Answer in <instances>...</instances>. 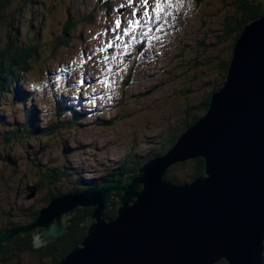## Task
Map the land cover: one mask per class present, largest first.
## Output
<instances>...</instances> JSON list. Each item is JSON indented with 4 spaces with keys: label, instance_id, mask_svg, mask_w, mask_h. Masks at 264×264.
I'll return each mask as SVG.
<instances>
[{
    "label": "rangeland",
    "instance_id": "374dc122",
    "mask_svg": "<svg viewBox=\"0 0 264 264\" xmlns=\"http://www.w3.org/2000/svg\"><path fill=\"white\" fill-rule=\"evenodd\" d=\"M240 3L18 0L7 9L0 21V61L1 51L10 45L40 48L31 71L17 74L0 96V231L33 223L32 212L47 206L50 193H67L78 179L100 182L129 155L139 162L154 158L172 136L182 133L189 111H194L191 117H204L198 106L224 78L216 57L233 60L235 36L229 31L232 19L240 16ZM157 8L162 16L149 28L152 32L121 49L120 42L133 33L134 15ZM83 18L92 24L80 22L64 37L67 46L53 53L68 21ZM16 87L27 94L24 104L15 101ZM55 96L64 97L82 120L29 140L25 134H7L17 129L15 123L27 130L26 110L32 106L39 113L38 129L48 121L58 125ZM175 165L165 177H187L190 166ZM57 168L66 177L55 186L47 175ZM111 197L120 208L118 196ZM20 264L39 263L25 255Z\"/></svg>",
    "mask_w": 264,
    "mask_h": 264
},
{
    "label": "water",
    "instance_id": "95a60500",
    "mask_svg": "<svg viewBox=\"0 0 264 264\" xmlns=\"http://www.w3.org/2000/svg\"><path fill=\"white\" fill-rule=\"evenodd\" d=\"M200 158L203 177L167 181L170 166ZM118 193L111 220L106 212ZM49 204L35 223L0 233V263L17 234L41 230V247L63 236L77 211L95 206L87 236L58 264H263L264 15L236 40L226 81L205 116L164 156L123 181L57 195Z\"/></svg>",
    "mask_w": 264,
    "mask_h": 264
},
{
    "label": "trees",
    "instance_id": "16d2710c",
    "mask_svg": "<svg viewBox=\"0 0 264 264\" xmlns=\"http://www.w3.org/2000/svg\"><path fill=\"white\" fill-rule=\"evenodd\" d=\"M18 0H0V21H2L4 12L11 8L15 2ZM41 0H30V3L32 2H39ZM240 16H237L236 18L232 19V26L230 29V35L235 36L233 37L236 41L246 24L249 22H252L253 20H256L264 15V0H241L240 8H238ZM91 18V17H89ZM89 18H83L84 20H70L68 21L67 25L68 27L65 29L64 34L59 37V39L54 43L53 53L56 52L58 49L62 47H66L68 42L64 39V37L68 36V32L72 31L74 28H76L80 22L87 21L90 22ZM77 24V25H76ZM66 25V26H67ZM229 28V27H228ZM226 28V31L227 29ZM75 30V29H74ZM73 30V31H74ZM13 44V43H11ZM29 44V43H28ZM10 45L7 47L6 50L1 51V61H0V96L5 94V91L8 87L14 84L16 82L17 74L27 73L31 71V62H36L39 57V46L37 45ZM216 59L219 61V70L224 73V78H222V83L219 85V87L215 88V90H212V92L209 94L207 99L203 101V103L198 106L197 111L203 112L205 114L210 105L211 96L213 93L217 92L224 84L226 80V76L229 70V65L231 60H221L220 57H216ZM31 101V100H30ZM55 102H56V115L58 119L60 120V123L58 125L51 124L50 121L47 122L46 126L43 127V129H38L37 126V120L38 116L35 113V106L34 108L27 109L26 110V125L27 130L25 126L20 125V123H15L18 125L16 130H13L11 132H7V134H10L12 138H17L13 134L14 133H20L25 134V138L32 139L35 136H47L49 132H52L54 134L56 130L59 127L63 126H73L76 123V118H71V111L68 106H66V103L62 99V97L55 96ZM25 101L22 102L24 104ZM196 111V112H197ZM190 115L188 119L184 122L183 125V132H185L186 128L194 125L197 120L199 119L198 115H194V117H191L192 112L189 111ZM73 114V113H72ZM1 122V120H0ZM12 126V124H11ZM47 127V128H46ZM43 132V133H41ZM174 135L171 137L170 142L167 145H163L162 148L155 153V157L163 156L167 153V151L174 146L177 139L182 134ZM133 155H129L128 158L121 163L118 164L119 167L116 168L115 172L109 173L107 178L113 179V181H121L129 174L136 173L149 159L146 157L144 160L139 162V160H136V158L132 157ZM177 165L181 166H190V170L188 172L187 177L180 178V177H166L167 180L172 181L174 184L180 185L185 182H192L197 178L203 177L205 175V161L203 159H195L193 161H186L184 163H178ZM52 175H47L48 179L54 178V181L49 182V184H56V181L60 180V178L66 177V172L60 169H56L51 173ZM45 177V175H44ZM64 179H62L63 181ZM74 183L71 187V189L68 192H78L82 191L84 189V185H86V189L98 185L96 182L91 181H85L80 180ZM84 184V185H81ZM80 186V188H79ZM44 188V187H43ZM61 192H58L57 194L50 193L48 197L45 199L46 204L48 205L49 201L56 197L57 195H60ZM120 193L116 194L118 198L120 197ZM118 206V203H112L110 209L106 212L107 216L112 220L115 219L118 216V209L116 208ZM32 212L33 216V223L36 222L40 211ZM92 209H82L77 211L76 215L72 217L71 219H68L67 221V231L66 233L61 236L56 241H53L51 243H48L46 245H43L41 247H36L35 242L37 237L41 234V232H37L36 234L30 233L28 235H17L13 240L6 245L4 249V255L1 259L0 264H20L21 258L23 256H30L32 259H35L39 264H58L61 262L71 251H73L75 248L79 247L84 240V238L87 236L89 224H86L85 222L89 218V216L92 214ZM32 223V224H33ZM17 228L16 226H13L11 228H4L0 231V233L11 231L13 229ZM264 255V254H263ZM264 261V256H263ZM221 263H225L224 261ZM226 264V263H225Z\"/></svg>",
    "mask_w": 264,
    "mask_h": 264
},
{
    "label": "clouds",
    "instance_id": "9594fccd",
    "mask_svg": "<svg viewBox=\"0 0 264 264\" xmlns=\"http://www.w3.org/2000/svg\"><path fill=\"white\" fill-rule=\"evenodd\" d=\"M90 17L92 18L93 16H90ZM246 25H247V24H246ZM244 27H245V26H244ZM243 29H244V28H243ZM235 42H236V41H235ZM230 62H231V61H230ZM229 68H230V65H229ZM227 75H228V73H227ZM226 77H227V76H226ZM225 81H226V80H225ZM15 94H16V93H15ZM70 116H71V118H72V117H73V118L77 117V115H75V112H73V114H71ZM78 119L81 120L79 117H78ZM77 121H78V120H77ZM77 121H76V122H77ZM188 128H189V127H188ZM186 130H187V128H186ZM182 134H183V133H182ZM182 134H181V135H182ZM181 135H180V136H181ZM174 145H175V144H174ZM170 149H171V148H170ZM170 149H169V150H170ZM169 150H168V151H169ZM168 151H167V152H168ZM163 156H164V155H163ZM158 157H162V156H158ZM155 158H157V157H154V158H152V159H155ZM152 159H149V161L152 160ZM146 163H147V162H146ZM146 163H145V164H146ZM129 175H130V174H129ZM107 176H108V175H107ZM107 176H106V177H107ZM124 178H125V177H124ZM123 180H124V179H122L121 181H123ZM89 181H91V182H95V183L97 182L96 180H89ZM101 181L104 182L103 179H101ZM101 181H100V182H97L98 185H100ZM108 181H113V179H108ZM81 185H84V184H81ZM98 185H96V186H98ZM96 186H93V187H96ZM83 188H84V189H82V191L86 190V185H84ZM90 188H91V187H90ZM88 189H89V188H88ZM78 192H81V191H78ZM67 193H69V192H67ZM61 194H65V193L62 192ZM61 194H60V195H61ZM29 199H31V198H29ZM118 200H119V199H118ZM49 202H50V201H49ZM111 205H112V204H111ZM47 206H48V205H47ZM47 206H46V207H47ZM44 208H45V207H44ZM42 209H43V208H42ZM90 209H91V208H90ZM67 220H68V219H67ZM66 223H67V221H66ZM31 224H32V223H31ZM31 224H29V225H31ZM13 230H15V229H13ZM38 230H39V229H38ZM40 232H41V234H42V231H41V230H40ZM3 233H4V232H3ZM41 234H40V235H41ZM40 235H39V236H40ZM5 247H6V246H5Z\"/></svg>",
    "mask_w": 264,
    "mask_h": 264
},
{
    "label": "bare ground",
    "instance_id": "6f19581e",
    "mask_svg": "<svg viewBox=\"0 0 264 264\" xmlns=\"http://www.w3.org/2000/svg\"><path fill=\"white\" fill-rule=\"evenodd\" d=\"M40 91V90H39ZM203 113V112H202ZM140 161H142V160H140ZM189 161H193V160H189ZM176 165H172V166H170V170L172 169V168H174ZM116 170V169H115ZM133 175V174H132ZM172 182V181H171ZM190 183V182H189ZM174 184V183H173ZM174 185H177V184H174ZM180 185H184V183L183 184H180ZM68 222V221H67ZM263 254H264V251H263ZM264 256V255H263ZM263 264H264V261H263Z\"/></svg>",
    "mask_w": 264,
    "mask_h": 264
},
{
    "label": "snow or ice",
    "instance_id": "6c2138e0",
    "mask_svg": "<svg viewBox=\"0 0 264 264\" xmlns=\"http://www.w3.org/2000/svg\"><path fill=\"white\" fill-rule=\"evenodd\" d=\"M159 2L160 0H157V6H159ZM143 3L145 4V6H147V4L149 3V0H143Z\"/></svg>",
    "mask_w": 264,
    "mask_h": 264
}]
</instances>
